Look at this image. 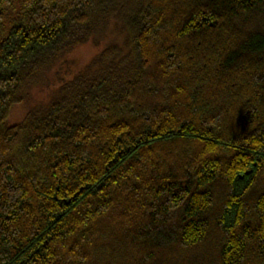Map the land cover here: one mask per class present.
<instances>
[{
    "label": "trees",
    "instance_id": "trees-1",
    "mask_svg": "<svg viewBox=\"0 0 264 264\" xmlns=\"http://www.w3.org/2000/svg\"><path fill=\"white\" fill-rule=\"evenodd\" d=\"M0 264H264V0H0Z\"/></svg>",
    "mask_w": 264,
    "mask_h": 264
},
{
    "label": "rangeland",
    "instance_id": "rangeland-1",
    "mask_svg": "<svg viewBox=\"0 0 264 264\" xmlns=\"http://www.w3.org/2000/svg\"><path fill=\"white\" fill-rule=\"evenodd\" d=\"M96 51L97 49H95L91 45H84V46L78 47L72 53L71 57L76 62H75V65H73L71 68L72 69H78L80 67L82 68V66L86 64L95 55V53H97ZM57 71H58L57 69H54L51 74V78L54 81L52 82L51 89L56 85L57 77L67 79L68 78L67 76H69L72 70L69 69V72H68V71H65L64 69L63 71L56 74ZM50 90L48 89L44 92L41 89L35 87L31 91L30 98L27 101L23 102L21 105H18L15 107L10 117L8 118V121H7L8 125H14V124L19 123L22 120L23 116L26 114L29 107H32L35 104H37V102L46 100L48 98V94Z\"/></svg>",
    "mask_w": 264,
    "mask_h": 264
}]
</instances>
